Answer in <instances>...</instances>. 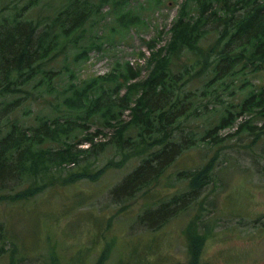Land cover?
Returning a JSON list of instances; mask_svg holds the SVG:
<instances>
[{"label":"trees","instance_id":"trees-1","mask_svg":"<svg viewBox=\"0 0 264 264\" xmlns=\"http://www.w3.org/2000/svg\"><path fill=\"white\" fill-rule=\"evenodd\" d=\"M5 1L0 0V4ZM14 1L17 0H10L9 7ZM42 1L47 0H31L21 8L14 6L16 12L0 22V204L28 201L55 184L75 185L80 179L97 181L102 171L92 175L85 169L81 174L70 171L64 176L62 172L67 166L80 165L91 152L104 147L94 141L105 129L114 130L107 143L126 156L118 167L140 159L122 184L112 190L114 201L132 200L159 184L177 160L197 145L192 142L195 136L188 134L180 141L176 138L177 133L184 134V123L199 110L191 102L195 97L192 92L190 96L185 93L188 76L210 75L202 97L210 96L213 88L218 93L215 87L228 93L242 79L240 90L247 93L240 102L225 107L219 122L204 133L200 142L220 145L224 141L219 140L220 132L238 122L235 135L249 133L258 146L264 140V83L257 86L250 79L264 73V0H186L170 41L156 52L154 42L148 43L152 51L145 78L140 69L134 70L126 63L124 73L116 66L108 74L80 82L71 74L73 81L66 86L61 85L64 72H71L72 64L87 61L91 51L101 48L100 43L92 41L93 35L88 42L86 39L88 27L99 23L100 17L105 19V10L125 32L143 21L131 7L134 0H64L52 15L36 21L29 19L28 12ZM157 3L161 5L163 0ZM211 31L217 39L204 45ZM185 52L193 58L178 74L174 71L176 60ZM68 55L73 57L72 62ZM196 67L199 70L193 74ZM34 92L57 97L56 109H64L67 115L60 118L44 114L34 128L18 122L13 115L28 104L27 97H33ZM219 97L216 100L222 103ZM127 112L128 121L124 120ZM95 121L102 123V129L84 139L91 148L80 149L81 144L70 142L73 132L83 127L89 133L86 125ZM261 156L264 161V145ZM215 162L212 159L197 170L179 174V178L190 182L193 192L161 202L144 214L141 222L158 230L189 208L213 180ZM205 201L206 198L201 205ZM153 214L158 221L152 222ZM209 237V232L207 237L194 229L189 233L190 264H200ZM106 259L107 255H103L96 264H106Z\"/></svg>","mask_w":264,"mask_h":264},{"label":"rangeland","instance_id":"rangeland-1","mask_svg":"<svg viewBox=\"0 0 264 264\" xmlns=\"http://www.w3.org/2000/svg\"><path fill=\"white\" fill-rule=\"evenodd\" d=\"M29 1L17 0L11 7L8 5L10 0L0 4V22L16 12L14 6L21 8ZM185 1L163 0L160 5L157 0H134L131 7L143 23L128 32L106 15L105 10V19L100 17L99 23L88 27L86 39L88 42V37L93 35L92 41L100 43L101 48L91 51L87 61L72 64L71 72H64L61 85L73 81L71 74L80 82L108 74L116 66L124 73L126 63L134 70L140 69L145 78L150 70V49L156 52L170 41ZM63 4L64 0L42 1L28 12L27 17L41 20ZM6 5L8 7L3 9ZM216 39L217 34L211 31L202 43L209 46ZM150 42H154L152 48L148 45ZM141 54L147 57L140 58L143 57ZM67 57L72 62L73 57ZM190 58L193 56L182 53L174 71L183 73ZM198 70L196 67L193 74ZM188 77L185 93L190 96L192 92L195 97L191 102L199 110L184 123V134L177 133L176 138L180 141L189 134L191 138L195 136L192 142L197 145L177 160L159 184L132 200L114 201L112 190L122 184L139 165L140 159H131L118 167L126 156L107 143L114 130H103L104 134L94 142L105 146L91 152L80 165L67 166L62 172L64 176L70 171L81 174L85 169L91 170L88 173L92 175L102 171L97 181L80 179L75 185L55 184L56 187L51 186L28 201L0 204V264H96L103 255H107L106 264H190L189 233L193 229L206 237L210 233L203 246L200 264H264V161L261 156L264 140L258 146L249 133L235 135L238 122L233 128L220 132L219 140L224 139L220 145L200 142L204 133L219 122L227 105L246 97L247 93L240 90L244 80L237 82L228 93L215 87L218 93L213 88L210 96L202 97L210 75ZM250 79L261 86L264 73ZM218 97L222 103L216 100ZM27 98L28 104L17 110L13 117L30 128H34L37 119L44 114L60 118L67 115L64 109H56L57 97L34 92L33 97ZM70 116L75 120L74 115ZM124 120H130L129 112ZM86 128L90 129L89 133L80 127L70 140L81 144L78 145L80 149L91 148L84 139L102 129V123L95 121ZM212 159L216 160L213 180L196 202L158 230H151L141 222L144 214L156 209L161 202L193 192L190 182L178 175L197 170ZM151 219L158 221L156 214Z\"/></svg>","mask_w":264,"mask_h":264}]
</instances>
